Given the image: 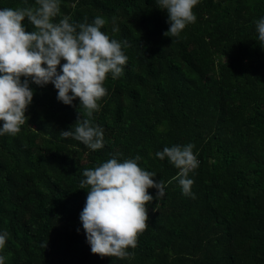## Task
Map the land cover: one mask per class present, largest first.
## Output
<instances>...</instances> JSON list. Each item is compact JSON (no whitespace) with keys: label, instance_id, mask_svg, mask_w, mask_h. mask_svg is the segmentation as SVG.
<instances>
[{"label":"trees","instance_id":"1","mask_svg":"<svg viewBox=\"0 0 264 264\" xmlns=\"http://www.w3.org/2000/svg\"><path fill=\"white\" fill-rule=\"evenodd\" d=\"M34 4L0 0V9ZM59 5L55 22L105 18L101 30L127 42L128 60L118 79L109 73L104 82L107 94L91 118L104 130V147L95 151L59 135L77 122L79 99L67 106L53 85L31 84L27 122L18 134L0 136L5 264H264V48L255 24L264 0H199L196 22L174 43L156 0ZM187 144L199 161L188 177L195 198L173 180L179 170L155 155ZM116 153L121 161L139 155L138 166L165 182L125 259L93 255L80 221L89 190L80 187L82 171Z\"/></svg>","mask_w":264,"mask_h":264},{"label":"clouds","instance_id":"2","mask_svg":"<svg viewBox=\"0 0 264 264\" xmlns=\"http://www.w3.org/2000/svg\"><path fill=\"white\" fill-rule=\"evenodd\" d=\"M198 3L156 0V6L167 12L169 28L164 35L179 38L187 25L195 23L193 9ZM59 14V0H35L32 6L0 9V136L18 134L27 122L25 113L35 95L31 84H51L61 103L74 107V101H80L77 122L61 131L60 137L99 150L104 147V130L91 118L99 109L98 101L107 94L103 85L108 74L113 80L122 75V66L128 60L122 48L128 45L101 30L107 23L102 16L92 23H72L70 16L55 22ZM116 20L112 17L113 33L119 31ZM25 22L33 31H26ZM255 24L258 44L264 48V18ZM194 147L174 145L155 154L160 160L167 158L179 170L173 180L178 181L185 196L193 198L194 181L188 177L199 166ZM119 156L116 153L95 168L83 170L80 181L82 189H89L80 221L92 254L101 258L132 256L127 249L136 248L138 235L149 226L148 205L165 195V182H157L155 172L138 166L142 159L139 155L123 161ZM149 189H156L155 197ZM7 235L0 234V250ZM0 264H5L3 255Z\"/></svg>","mask_w":264,"mask_h":264}]
</instances>
